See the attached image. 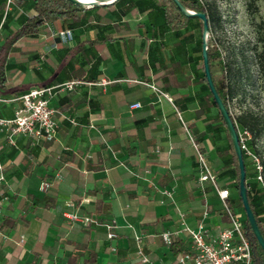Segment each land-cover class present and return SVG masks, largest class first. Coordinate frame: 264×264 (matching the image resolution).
Here are the masks:
<instances>
[{"label":"crops","instance_id":"0c3cea01","mask_svg":"<svg viewBox=\"0 0 264 264\" xmlns=\"http://www.w3.org/2000/svg\"><path fill=\"white\" fill-rule=\"evenodd\" d=\"M127 7H81L72 13V28L48 22L17 39L22 10L0 7V46L8 48L1 98L80 82L49 101L57 111L55 139L17 135L11 145L0 133V264H176L161 232H177L171 243L187 252L181 221L189 228L201 222L208 238L228 227L214 191L197 183L189 137L198 140L207 165L216 166L201 117L193 103L185 101L182 111L174 104L192 94L187 63L178 73L176 40L169 30L158 34L160 17L135 8L122 14ZM64 29L73 35L68 43L57 36ZM191 48L185 42L190 56ZM132 103L140 107L129 109ZM18 106L0 102V117L12 118ZM65 212L113 222L115 237L71 222Z\"/></svg>","mask_w":264,"mask_h":264},{"label":"trees","instance_id":"16d2710c","mask_svg":"<svg viewBox=\"0 0 264 264\" xmlns=\"http://www.w3.org/2000/svg\"><path fill=\"white\" fill-rule=\"evenodd\" d=\"M182 6L192 12L204 13L207 19L208 28L218 27L219 19L216 14L210 9L204 7L199 0H178ZM122 3L127 4V9L122 14H125L130 10V8H135L139 11H148L152 14L154 18H161V25L157 27L159 35H162L166 30L170 31L171 37L176 40L174 47L175 50V60L177 65V72H181V64L187 63L188 75L191 76L192 83L197 85V89L193 92L190 97L185 99L180 98L174 102L176 108L182 111L184 110V103H193L196 106L194 111V116H199L207 122L212 129L213 135H219L221 130L224 132L223 136L219 138H214L211 136L208 138L210 145L214 151V163L221 169V173L216 179V183L219 188L228 190V205L238 214L241 213L239 220L243 226L244 233L247 236L250 247H251V264H264V256L260 248L257 246L252 234L247 226V221L241 207V202L238 196V172L236 159L232 150L231 142L227 134L225 125L222 122L221 117L217 113L215 106L213 105L212 97L206 86V82L203 76V70L201 65L200 57V34H201V23L196 18H187L176 11L173 4L169 0H116L111 6H117ZM6 4V0H0V7L2 13ZM11 5L13 6V12H18L22 10V13L16 18V22L19 28L13 34V38H19L24 35H33L40 30V28L48 23H54L57 21H63L67 27L72 28L73 23L71 19L74 18L73 12L81 10V7L76 6L69 2L68 0H11ZM10 5V6H11ZM251 6L249 3L248 7ZM10 14H6L4 23L8 21ZM2 17V14L0 15ZM198 35L196 36V32ZM187 33V35H184ZM185 42L191 43V53L192 56L188 55L189 50H184ZM7 46H0V68L3 64V59L7 53ZM213 46L210 39L206 43V51L208 57V66L210 68L211 62L214 59ZM198 52V55L194 57L193 53ZM256 66L258 69L259 78L261 81V86L264 89V47H262L257 53ZM187 55V56H186ZM211 73V72H210ZM212 78V76H211ZM214 88L222 100L223 105L227 109L226 100L231 98L234 94V90H231L229 86L222 87L218 86L212 79ZM5 78L3 73L0 72V91L4 88ZM223 92H226L224 94ZM214 108L216 114L211 115V109ZM234 127L239 129H246L251 135L247 142V147L249 150L253 151L252 140L260 135L264 134V117L260 120L251 114H245L236 119L232 120ZM218 137V136H217ZM200 138V137H199ZM194 141L198 143V140ZM242 162L244 167L245 181L244 186L246 188V198L247 203L252 212L256 224L260 230V233L264 239V163L262 162V173L259 172V177L262 178L261 181L257 180L256 169L253 168L252 173L248 174L246 172V164L252 162V158L245 156L243 152ZM240 213H239V212ZM236 213V214H237ZM170 250L173 252L175 257H178L185 253L181 249L178 243H171Z\"/></svg>","mask_w":264,"mask_h":264},{"label":"built area","instance_id":"2783aa9c","mask_svg":"<svg viewBox=\"0 0 264 264\" xmlns=\"http://www.w3.org/2000/svg\"><path fill=\"white\" fill-rule=\"evenodd\" d=\"M11 5V0H6V8ZM57 36L63 43H68L72 40L73 35L71 30L64 29L57 32ZM78 81H71L53 87L34 88L14 99H3L0 97V102H19V106L14 111L12 118L0 117V133L4 132L9 144L14 145V137L17 135L31 139H47L53 140L57 135V123L55 115L57 111L49 105L50 99L59 92L71 91L73 86L79 84ZM101 84H104L103 81ZM150 88L157 94L160 92L154 87ZM138 103H132L128 106L129 109H138ZM177 112V111H176ZM229 113V112H228ZM238 145L245 156L251 157L254 161L257 172V180H260V166L256 159L249 152L247 142L250 139V134L246 129L235 127ZM189 142L195 153L196 161L199 167V175L197 183L200 187L207 183L214 191L221 206V211L227 220L228 227L220 230L216 236L207 237V233L199 222L195 228L187 227L183 221L180 223V232L185 233L190 240V250L176 257V264H251V247L247 236L244 233L243 226L233 209L228 205V190L219 188L214 177L208 167L206 160L196 142L189 137ZM4 168L0 160V185L4 181ZM46 184L41 186V189L46 188ZM164 195L170 197L169 193L164 192ZM206 208L202 211V218L206 216ZM182 219V215L178 213ZM63 216L73 223H79L82 226L93 224L104 228L106 238L112 239L115 237L113 232V222L99 223L89 217H80L75 212H65ZM177 232H161L159 238L161 242L169 246L173 236ZM136 243V253L141 254L138 246L139 239L134 237ZM142 263H147V259L140 255Z\"/></svg>","mask_w":264,"mask_h":264},{"label":"rangeland","instance_id":"374dc122","mask_svg":"<svg viewBox=\"0 0 264 264\" xmlns=\"http://www.w3.org/2000/svg\"><path fill=\"white\" fill-rule=\"evenodd\" d=\"M199 1L204 7L213 11L219 19L218 27L208 28L207 37L212 43L214 55L210 72L213 81L218 86L223 88L229 86L231 90L235 91L232 97L226 100L231 119L251 114L261 120L264 117V89L261 86L255 53L264 47V0ZM249 3H251L250 7H248ZM193 55L197 56L198 52ZM188 79L189 77H187ZM196 89L197 85L193 84L192 93ZM223 93L226 94V92ZM215 114V109L212 108L211 115ZM200 119L207 139L211 136L217 139L224 135L222 130L219 135H213L211 126L204 122L203 118ZM237 127L240 128L239 125ZM252 142L254 152L251 150L249 152L261 167L262 173L264 134L260 133ZM209 160H212V156L209 157ZM208 167L216 182L221 169L211 163ZM253 168H255L254 161L246 164L248 174L252 173ZM261 180L262 178L259 181ZM240 215L241 213H237L238 218Z\"/></svg>","mask_w":264,"mask_h":264},{"label":"water","instance_id":"95a60500","mask_svg":"<svg viewBox=\"0 0 264 264\" xmlns=\"http://www.w3.org/2000/svg\"><path fill=\"white\" fill-rule=\"evenodd\" d=\"M72 4L79 6V7H98V6H108L114 3L116 0H92L89 3H82L79 0H68ZM176 11L187 18H196L201 23V46H200V57H201V65L203 70V76L206 82V86L208 88V91L212 97L213 105L215 106L217 113L222 119L223 124L225 125L227 134L229 136L232 150L236 159L237 164V172H238V196L241 202V207L243 209L247 226L252 234V237L254 238L257 246L260 248L261 252L264 256V239L260 233V230L256 224V221L254 219V216L252 212L250 211V208L247 203L246 198V188L244 186L245 181V174H244V167L242 162V154L241 150L238 145V139L234 127V123L228 113V110L225 108V106L222 103V100L218 96L210 74L209 66H208V57H207V51H206V41H207V34H208V25H207V19L204 13L200 12H192L189 10H186L182 4L178 0H169Z\"/></svg>","mask_w":264,"mask_h":264},{"label":"bare ground","instance_id":"6f19581e","mask_svg":"<svg viewBox=\"0 0 264 264\" xmlns=\"http://www.w3.org/2000/svg\"><path fill=\"white\" fill-rule=\"evenodd\" d=\"M79 1H81L82 3H89L92 0H79Z\"/></svg>","mask_w":264,"mask_h":264},{"label":"flooded vegetation","instance_id":"af4514ba","mask_svg":"<svg viewBox=\"0 0 264 264\" xmlns=\"http://www.w3.org/2000/svg\"><path fill=\"white\" fill-rule=\"evenodd\" d=\"M208 25V24H207ZM208 35V34H207ZM209 39V37H207V40ZM206 43H207V41H206ZM209 70H210V68H209ZM211 74V73H210Z\"/></svg>","mask_w":264,"mask_h":264}]
</instances>
